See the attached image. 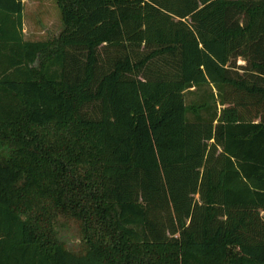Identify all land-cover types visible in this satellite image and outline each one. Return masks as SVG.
I'll return each instance as SVG.
<instances>
[{
    "label": "trees",
    "instance_id": "1",
    "mask_svg": "<svg viewBox=\"0 0 264 264\" xmlns=\"http://www.w3.org/2000/svg\"><path fill=\"white\" fill-rule=\"evenodd\" d=\"M55 4L0 0V264H264V0Z\"/></svg>",
    "mask_w": 264,
    "mask_h": 264
},
{
    "label": "rangeland",
    "instance_id": "2",
    "mask_svg": "<svg viewBox=\"0 0 264 264\" xmlns=\"http://www.w3.org/2000/svg\"><path fill=\"white\" fill-rule=\"evenodd\" d=\"M21 17L24 40L50 39L62 28L55 0H22ZM237 64L243 65L244 62L238 59ZM60 239L67 249H76L77 239L73 232L61 233Z\"/></svg>",
    "mask_w": 264,
    "mask_h": 264
}]
</instances>
